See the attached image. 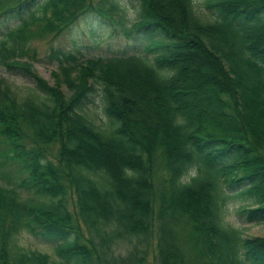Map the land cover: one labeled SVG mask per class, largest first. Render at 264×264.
<instances>
[{"label":"trees","instance_id":"trees-1","mask_svg":"<svg viewBox=\"0 0 264 264\" xmlns=\"http://www.w3.org/2000/svg\"><path fill=\"white\" fill-rule=\"evenodd\" d=\"M7 13L0 65L34 87L0 79V264H143L150 248L158 264H264V238L225 221L237 203L264 223V0H0ZM80 24L142 50L53 45ZM44 41L50 82L33 68Z\"/></svg>","mask_w":264,"mask_h":264},{"label":"rangeland","instance_id":"rangeland-1","mask_svg":"<svg viewBox=\"0 0 264 264\" xmlns=\"http://www.w3.org/2000/svg\"><path fill=\"white\" fill-rule=\"evenodd\" d=\"M19 22L20 18L16 13L0 15V38L7 30L15 28ZM72 41L77 45H80L87 58L98 56L108 57L112 52H126L129 55L138 53L142 50V42L137 36L130 40H126L123 37L109 38L108 34L99 33L98 38L92 40L85 33L81 24L75 25L68 32H65L58 40L53 42V45L56 47L61 44L62 46H65V48H70V43ZM50 44L49 41H44L38 42L35 45L38 56L37 61L33 62V68L36 73L49 82L50 72L55 68L54 66L49 65L45 58V55L49 51ZM0 79H4L18 97L26 96L34 87L32 79L20 74L9 72L8 69L2 65H0ZM90 111L96 115L98 120L96 123L99 124L100 119L103 120L100 105L96 104L94 108L90 109ZM193 174L194 172H191L189 176H192ZM239 206L240 204L237 203H231L228 206L225 221L233 227L239 228L245 237L264 238V223L256 224L243 222L241 216L237 214ZM18 243L26 250L38 251L50 256L53 255L51 246L41 243L29 235L23 234L19 236ZM143 264H158L154 259L153 248L149 249L146 260Z\"/></svg>","mask_w":264,"mask_h":264}]
</instances>
